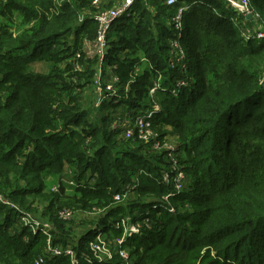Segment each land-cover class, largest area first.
<instances>
[{"label": "trees", "instance_id": "16d2710c", "mask_svg": "<svg viewBox=\"0 0 264 264\" xmlns=\"http://www.w3.org/2000/svg\"><path fill=\"white\" fill-rule=\"evenodd\" d=\"M115 3L106 0L102 7ZM184 4L185 72L168 65L174 36L169 19ZM251 5L264 22V0H251ZM96 9L93 0H0V16L9 22L18 17L24 24L15 32L0 23V195L21 207L19 200L31 199L26 210L35 198L48 201L44 215L58 226L52 245L71 244L79 253L93 228L79 236L74 233L77 220L61 221L60 209L103 207L97 226L152 209L171 191L161 181L168 169L164 154L139 140L120 141L121 130L112 128L113 117L106 111L118 104L124 111L150 108V87L161 72L168 91L156 93L162 109L153 125L161 136L176 134L192 183L187 180L184 190L171 197L175 212L159 206L150 213V226L126 240V246L140 243L133 263L264 264V86L259 83L264 40H244L236 12L225 0L175 5L137 0L133 14L117 20L109 35L106 61L120 78L119 96L97 107L92 99L90 112L84 108V91L74 87L78 81L61 64L74 55L82 36L95 38ZM43 62L50 69L32 68ZM86 64L92 82L93 69ZM179 78L188 84L175 94L171 89ZM146 149L148 155L142 152ZM135 183L133 201L114 202V193ZM113 230L105 228L107 233L122 231ZM41 236L0 200V264H36L43 255ZM44 264L74 263L68 255L48 254ZM79 264L122 260L81 259Z\"/></svg>", "mask_w": 264, "mask_h": 264}, {"label": "built area", "instance_id": "2783aa9c", "mask_svg": "<svg viewBox=\"0 0 264 264\" xmlns=\"http://www.w3.org/2000/svg\"><path fill=\"white\" fill-rule=\"evenodd\" d=\"M147 1V0H143ZM180 0H167L168 5H175ZM228 5L236 12L237 18L234 20L236 24L240 27V33L246 42L250 40H264V22L262 16L253 9L251 5V0H225ZM94 5L97 6L95 14H93V19L97 22L96 28V40H95V55H97V65L96 73L97 77L94 79L93 88L96 91V102L95 106H99L101 102L106 98H113L119 96V92L116 88V84L119 82V76L113 72L114 65L107 64V53L110 48V33L113 24L117 22L122 17H129L133 14V7L137 0H116V3L112 7H102L101 0H93ZM188 8L186 4L178 7V9L170 17V26L173 30V37L169 41V59L168 65L170 68H179L181 71L185 72L187 67V53L183 47L182 39L185 32L184 23V11ZM251 15V17H250ZM83 17H80L82 20ZM76 59L80 60L82 55L78 52L76 54ZM142 62H148L146 57L141 58ZM106 67V71L103 68ZM136 71L140 72L141 67L138 65ZM111 73V74H110ZM114 73V75H112ZM158 78L154 85L150 87V95L152 97V103L150 108L139 107L137 109H128L121 112L120 114H115L111 122L113 129L121 130V136L124 140H139L142 143L148 144L154 150L163 152L164 158L167 161L168 169L162 171V183L169 186L171 191L165 194L160 202L153 204V208L157 209L159 206L167 205L170 202L172 196L182 192L186 186L188 177L183 170V164L179 155V148L172 142L164 141L163 136L153 125V117L155 114L161 111L158 100L156 99V93L162 89L163 91H168V89L163 88L161 81L163 75L158 72ZM108 75V76H107ZM112 77L110 78V76ZM260 85L264 86V63L261 66L259 72ZM188 84V79L179 78L176 81L175 86L171 91L178 94L183 87ZM126 90L129 91V85L126 86ZM71 185L75 182L70 181ZM137 183L126 184L123 189L114 193V202L123 203L128 198L132 197ZM54 190L58 189V186L53 187ZM0 200L3 204L12 208L18 212L20 217V222L31 229L33 233L42 232L48 236H52L49 232L50 226L45 225L46 230H43L42 221L27 212L23 208L19 207L12 200L7 199L0 195ZM174 206L171 204L167 205V209L171 212ZM105 211V208L103 209ZM61 217H65L63 211L59 214ZM148 218V219H147ZM144 220L148 227L150 226V217ZM110 221L109 223H111ZM126 223H128L126 227ZM137 223H130L129 217L120 216L118 220L113 221V228L118 229L121 225L127 228V232L123 238L113 240L116 247H111L108 242V237L106 235L105 229L102 226H94L95 237L90 238L87 246L83 249V252L79 253L72 246H66L65 248L51 246L49 245V250L47 251L51 256H70L72 263L79 264L81 259H86L89 263H101L105 261H111L116 255H120L123 259L127 255L122 248V242L126 240L127 237L132 236L140 232V225ZM49 239V238H48ZM118 245V246H117ZM46 256H40L36 260V264H44ZM122 264H131L129 258L123 260Z\"/></svg>", "mask_w": 264, "mask_h": 264}, {"label": "rangeland", "instance_id": "374dc122", "mask_svg": "<svg viewBox=\"0 0 264 264\" xmlns=\"http://www.w3.org/2000/svg\"><path fill=\"white\" fill-rule=\"evenodd\" d=\"M0 23L3 24V25H8V26L10 25L11 29L14 30L15 32H18L20 29H22L24 27L23 21H21L18 17H15L13 22H9L7 17L5 18V17H1L0 16ZM87 36L89 37L90 35L86 34V35L82 36L80 41L77 44H75L74 38L70 36L69 39H70V41L72 43L75 44L76 49H75L74 55H72V57H70L69 59H67L65 62H63L61 64V69L64 70V73L67 76L72 74L73 75L72 79L75 78V80L78 81L77 83L74 82L75 83L74 87H77L76 88L77 92H79V90L84 91V93H83V94H85L84 108H87L91 112L92 111V108H91L92 107V99L96 100V91H95V88H93L92 86H88V85H90V84L92 85L95 77H97V73H96L97 55H95L96 34H95V38L93 40L89 39ZM78 52L82 55L80 60L76 59V57H77L76 54H78ZM89 62H90V68L93 69V73H94V75L92 76V82L89 81V79L87 78L88 73L85 72V70H84L86 68V66H87L86 63H89ZM142 63H147V65H148V62H142ZM50 67H51V64L45 63V62H43L41 64H39V63L38 64H33V66H32V68L34 70L38 71V72L47 71L48 69H50ZM136 69H135L134 72L136 74H138L139 72L136 71ZM103 70L106 71L107 70L106 67H104ZM80 84H82V85H80ZM84 84H86V85L83 86ZM67 100H68V98H65V101H67ZM124 107L125 106L123 105L122 108L124 109ZM94 116H96V114L94 115L92 113L91 114V120H93ZM89 118H90V116H89ZM163 139H164V141H168V142L170 141L173 144L178 146L176 134L170 133L168 136H163ZM120 141L124 142V141H127V140H124V139L121 138ZM126 144H130V143L126 142ZM137 145H140V143L137 144ZM178 148H179V146H178ZM179 150H180V148H179ZM142 152H143L144 155L145 154L148 155V150L147 149L143 150ZM179 155H180L179 159L181 160L180 162L182 163V161L186 158L187 154L184 152V150H180L179 151ZM185 166H186V164H185ZM88 172H90V171L88 170ZM189 172H190V170L189 171L186 170L185 173L187 174L188 182L190 181L192 183V177H191V174ZM94 181H95V179L93 180V182ZM134 199H135V197L132 194V197L128 198L126 201H123V203L131 202ZM149 200H151V199H149ZM12 201L14 202L16 200L13 199ZM31 201H32L31 199H27L24 202L19 200V204H21L24 208L21 207L20 205H18L17 203L16 204L19 207H21L24 210H26L28 204ZM172 201L173 200H171L169 203H167V205L170 206L172 204L174 206ZM47 206H48V201L46 202L42 198L38 197V198H35V201L32 204L31 208L29 210H26L27 212H30L32 215H34L36 218H38V219H40L42 221V226H44L43 230H46L45 225L48 224L50 226L49 232H50V234L52 236H48L46 234H43V231H42V236H41L42 240H41V242L39 244V247L41 248V252L43 254L42 256H47L48 255L47 251L49 250V245L53 246L52 245L53 244L52 240H53V237H54L53 230L55 229V226L58 227L57 224L52 219H50L49 215H47V216L44 215V213H46V211H47ZM157 208H159V207H157ZM103 209H104L103 207L99 208V207L95 206L92 209H87V210H83L82 209L81 210V209H74V208L66 206V207H64V208H62V209H60L58 211V217H59L58 219H60L61 221H64V222L65 221L73 222L74 220H77V223L75 225L74 233H77L80 236L85 231H87V229H91L93 226L97 225V222H99L98 219L100 218V216H101L100 214L103 212ZM61 211H63V214H64L65 217H61L59 215ZM152 212L153 213L155 212L154 208L150 209L145 214L139 215V217H137V218H134V216L132 214H130V213H127L126 216L129 217V222L130 223L131 222L132 223H137L138 222L139 224H137V225H138V227L140 225V229L139 230L141 231L143 229V227H148L145 223H143V221L147 220L148 219L147 217L151 218V214L150 213H152ZM171 212H175V206L171 210ZM116 220H118V219L112 220L111 223L101 222L100 224L102 225V229L106 228L107 231L114 232V230H113L114 228H113L112 224H113V221H116ZM71 225H72V223H71ZM127 225H128V223H126V227H127ZM121 229H122V231L120 233H118V234L107 233L106 232V235L108 237V242L110 243L111 247H116V244L114 243V241L119 239V238H123L125 236V234L128 233L127 232V228H125L124 225H121ZM138 233H141V232H138ZM136 234H133L132 236H134ZM95 235H96L95 228H93L92 230H90L88 232L87 237H88V239H90V238H94ZM132 236L127 237L126 240L128 238H131ZM126 240H124L122 242V247H121L122 249L121 250H123L125 252V254L127 255V258H129V260H130V263L134 264L133 260H132L134 255L132 256V254L136 250V248L138 247V245L140 243L136 242V244H134V245L126 246ZM72 242H73V240H72ZM61 245L62 244H60V245L57 244L56 246L57 247H61ZM66 246H72V245L71 244H67V245H65L64 247H61V248H65ZM116 257H120L122 262H123V260L127 259L126 257L123 259V257L120 256V255H116L115 258Z\"/></svg>", "mask_w": 264, "mask_h": 264}, {"label": "crops", "instance_id": "0c3cea01", "mask_svg": "<svg viewBox=\"0 0 264 264\" xmlns=\"http://www.w3.org/2000/svg\"><path fill=\"white\" fill-rule=\"evenodd\" d=\"M106 0H101V2H102V4L105 2ZM168 24H170V19H169V23ZM114 72V71H113ZM115 73V72H114ZM114 73L112 74V75H114ZM111 74V73H110ZM112 75L110 76V78L112 77ZM123 107V105H121V104H118V105H116L115 107H111V109L110 110H107L106 111V113L107 114H110V116L112 115V117H114L115 116V114L117 113V115L118 114H120L121 112H123L126 108L124 107V109L122 108ZM116 112V113H115ZM112 120H113V118H112Z\"/></svg>", "mask_w": 264, "mask_h": 264}, {"label": "water", "instance_id": "95a60500", "mask_svg": "<svg viewBox=\"0 0 264 264\" xmlns=\"http://www.w3.org/2000/svg\"><path fill=\"white\" fill-rule=\"evenodd\" d=\"M250 17H251V15H250ZM92 228H94V226Z\"/></svg>", "mask_w": 264, "mask_h": 264}]
</instances>
